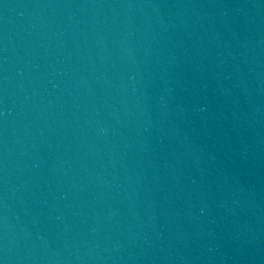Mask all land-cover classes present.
<instances>
[{
  "label": "water",
  "instance_id": "95a60500",
  "mask_svg": "<svg viewBox=\"0 0 264 264\" xmlns=\"http://www.w3.org/2000/svg\"><path fill=\"white\" fill-rule=\"evenodd\" d=\"M0 264H264V0H0Z\"/></svg>",
  "mask_w": 264,
  "mask_h": 264
}]
</instances>
